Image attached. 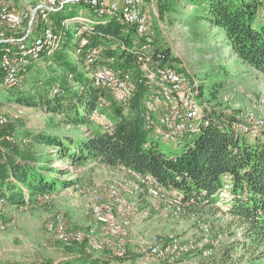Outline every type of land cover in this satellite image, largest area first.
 <instances>
[{"label": "trees", "instance_id": "obj_1", "mask_svg": "<svg viewBox=\"0 0 264 264\" xmlns=\"http://www.w3.org/2000/svg\"><path fill=\"white\" fill-rule=\"evenodd\" d=\"M194 2L204 8V19L224 30L236 55L264 73V0ZM84 8L94 16L83 35L88 39L87 47L99 48L96 63L109 64L122 71L136 69L137 60L145 51L142 49L144 39L137 35L135 28L127 27L116 17L97 15L83 2L66 4L52 11L50 18L58 26L66 17L87 15ZM167 9L165 5L163 11ZM36 18L37 26L32 30L35 35L43 25L40 17ZM78 40L69 30L66 42L53 54L42 58L44 70L48 68L50 73L38 76V83L27 88H23L24 83L3 87L12 94L11 100L61 114L67 124L84 126L86 133L73 135L40 130L20 138L15 129L8 130L9 124L0 126V196L5 199L0 208V223L12 218L7 211L10 208L43 205L45 193L54 195L59 189L76 183L67 175L73 172L71 169L55 165L57 155L72 165L86 167L94 162L154 175L166 187L183 193L182 204L187 211L201 215L227 214L230 227H236L242 234L237 245L242 246L250 258L264 261V128L254 136L244 133L236 128L244 116L216 103H204L201 131L183 145L180 153L167 155L144 127L141 105L146 88L140 86L131 109L126 110L108 89L94 84L89 76L94 64L87 63L83 55H79L78 60L73 58L71 53L78 55ZM6 44L0 41V58ZM152 56L160 65L186 73L179 58L169 47L159 44L157 38ZM38 62L28 66L25 78L33 77L32 73L36 75L41 68ZM55 87L57 92H53ZM102 100L104 107L101 110L115 122L112 132L105 131L92 117ZM45 146L54 148L50 160L40 150ZM225 173L233 178L234 199L229 210H222L217 205ZM69 248L73 249V246ZM130 258L128 252L123 256L97 257L85 251L61 264H111ZM221 264L233 263L222 258Z\"/></svg>", "mask_w": 264, "mask_h": 264}, {"label": "rangeland", "instance_id": "obj_2", "mask_svg": "<svg viewBox=\"0 0 264 264\" xmlns=\"http://www.w3.org/2000/svg\"><path fill=\"white\" fill-rule=\"evenodd\" d=\"M194 1L155 0L152 3L146 0L144 10L151 21L154 39L157 38L159 44L169 47L181 61L180 65L185 72L198 82L201 91L199 97L203 103H216L240 114L241 117L255 109L256 99L264 96V73L247 65L236 55L224 30L204 19V8L194 4ZM5 3H11L18 8L34 9L39 1L0 0V7ZM165 5L168 9L163 11ZM83 12L94 17L88 9L84 8ZM37 22L38 18L35 17V26ZM26 27L28 25H22L21 28L13 30L0 22V33L20 37ZM33 35L35 34L32 33L31 36ZM71 55L73 58L78 57L74 53ZM43 60L37 63L43 71L38 69L36 75L32 73L33 77H26L23 88L38 83V76L50 73L48 68L44 70ZM6 90L0 89V114L8 116L7 128L15 129L18 137L22 138L28 136V133L40 130L73 135L86 133L84 126L67 124L61 114L48 112L41 106H28L11 100L13 96ZM18 108H22L23 115L19 118L10 117V113ZM151 139L167 155L180 153L183 149L182 145L174 141L155 136ZM53 149L45 146L40 150L50 160ZM72 164L56 155V166L73 171L67 174L76 181L74 185L77 188L72 193L58 198L54 196L51 206L36 205L27 209L12 207L7 210L12 218L6 221L7 227L0 230V264H61L62 261L74 259L87 251V240L75 244L73 249L56 241L46 229L48 219L54 214L63 215L69 231L95 227L97 225L87 208L88 202L94 196L109 198L108 184L112 177H132L119 168L94 162L86 167ZM123 193L130 197L128 192L123 190ZM132 199L136 205L127 237V252L131 258L111 264H166L156 258L142 256L139 249L152 242L153 237L158 242H165L171 234L182 241L205 242V246H215V250L211 257H204L201 251H194L181 255L175 262H167L168 264H221L222 258L233 264H264L262 260L250 258V254L237 245L242 234L236 227H230L228 215L225 213L201 215L187 211L184 207L178 208L177 205L169 207L163 202L155 205L154 200L144 192H139ZM202 221L209 225L208 233L199 228ZM97 229L102 237L100 228ZM219 236L222 237V242L214 245L213 242ZM109 251L107 248L102 252L90 253L97 257H107L111 255ZM241 255L245 256L239 259Z\"/></svg>", "mask_w": 264, "mask_h": 264}, {"label": "built area", "instance_id": "obj_3", "mask_svg": "<svg viewBox=\"0 0 264 264\" xmlns=\"http://www.w3.org/2000/svg\"><path fill=\"white\" fill-rule=\"evenodd\" d=\"M34 9L18 8L11 3L0 7V22L13 30L28 25L22 37H15L5 32L0 33V41L7 44L0 58V88L22 86L28 66L42 60L44 56L54 53L67 40V33L72 30L78 38L76 52L83 55L89 64L95 68L90 73L94 84L108 89L114 98L130 110L140 86L146 88L143 97L141 114L144 127L151 136L174 141L185 145L195 134L202 129L204 103L199 97V84L187 73H181L175 68L162 66L155 61L152 52L154 48V30L145 12L146 0H38ZM154 3L155 0H150ZM83 2L97 15L116 17L127 27L135 28L137 35L144 39L143 56L137 60L138 67L134 70L122 71L109 64L96 63L99 58V48L87 47L88 39L84 31L93 23L89 15L66 17L56 25L50 18V13L61 9L66 4ZM39 16L43 25L38 34L32 35L35 26V17ZM28 23V24H27ZM37 26V25H36ZM113 60V58H111ZM55 87L53 92H57ZM104 100L100 101L92 113L93 119L100 123L107 132H112L115 122L103 112ZM255 109L249 110L243 116V121L236 128L249 135H257L264 128V96L256 99ZM23 115L22 108L10 113V117L19 118ZM8 116L0 114V126L8 124ZM13 140V137H8ZM119 170L128 174L130 178L114 176L108 184V199L94 196L87 204L88 211L97 226L90 229H75L69 227L63 215H52L46 229L50 235L66 246H74L88 241L87 251L102 252L109 249L110 254L125 255L127 253V237L131 227V216L135 209V200L132 198L139 192H144L154 200L155 205L165 204L169 207L177 205L183 207V193L172 190L162 184L154 175L136 172L121 166ZM77 185L65 188V194L72 193ZM128 192L129 196L123 193ZM51 193H45L42 203L51 206L54 201ZM217 205L222 210L232 207L234 192L233 178L230 174H223V184L218 191ZM5 199L0 196V208ZM7 223H0V230H4ZM100 228L102 237L99 235ZM199 228L209 232V225L200 222ZM152 242L139 249L142 256H150L169 263L175 262L181 255L201 251L204 257L214 254L215 246H205V242L182 241L171 234L165 242H158L156 237ZM209 241V240H208ZM222 237L219 236L214 245H219Z\"/></svg>", "mask_w": 264, "mask_h": 264}, {"label": "crops", "instance_id": "obj_4", "mask_svg": "<svg viewBox=\"0 0 264 264\" xmlns=\"http://www.w3.org/2000/svg\"><path fill=\"white\" fill-rule=\"evenodd\" d=\"M75 59L78 60V57H76ZM54 195L57 196L56 198L65 195V188L59 189L58 191H56V193ZM33 206L31 205V206H28V207L30 208V207H33ZM28 207L27 206L26 207L24 206V207H20V208H22V209L23 208H26L27 209Z\"/></svg>", "mask_w": 264, "mask_h": 264}]
</instances>
